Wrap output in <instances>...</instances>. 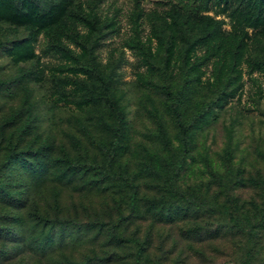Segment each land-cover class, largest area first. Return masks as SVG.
Wrapping results in <instances>:
<instances>
[{
	"label": "rangeland",
	"instance_id": "374dc122",
	"mask_svg": "<svg viewBox=\"0 0 264 264\" xmlns=\"http://www.w3.org/2000/svg\"><path fill=\"white\" fill-rule=\"evenodd\" d=\"M11 4L0 0V264H241L249 249L264 264V3L212 0L188 41L173 0H70L38 32ZM89 50L124 111L118 147ZM166 88L189 128L175 183L189 201L167 185L181 151ZM234 203L239 227L222 211ZM35 207L57 225L36 223Z\"/></svg>",
	"mask_w": 264,
	"mask_h": 264
},
{
	"label": "trees",
	"instance_id": "16d2710c",
	"mask_svg": "<svg viewBox=\"0 0 264 264\" xmlns=\"http://www.w3.org/2000/svg\"><path fill=\"white\" fill-rule=\"evenodd\" d=\"M12 4L8 6L9 13L11 17L21 23H27L31 27H34V30L38 32L44 28H50L51 26L59 23L65 12L67 10V6L70 3V0H11ZM262 5L264 0H258ZM212 4V0H173L172 9H173V19L176 24L178 31L181 36L185 39V41L190 40L187 35L186 24L189 21H192L198 18L201 15L202 11L208 10ZM4 9H0V12H4ZM81 21L85 22L87 25L94 26L96 25V21L94 17H84L81 16ZM210 31H207L203 36L205 37L209 35ZM93 55L91 50L88 52L87 56V70L93 79L99 83L101 86V95L100 99L103 101L104 106L110 111L111 114L116 118L117 126L114 128V137L112 140V144L115 147H118L120 141L122 140V121L124 120V111L119 106L118 102L112 97L110 94V84L106 79V76L99 71L96 66L92 62ZM165 95L171 100V112L176 124L177 128V136L180 143V151L181 158L177 162L174 170L167 178V185L170 192L179 199L180 201H189V197L178 187H176V178L184 168V159L189 152L190 149V138H189V128L184 119L183 112L181 109V98L179 94H175L170 91L169 88L165 89ZM121 125V127H120ZM164 135V134H163ZM40 150H36L33 152L35 155V159L40 155ZM233 176L236 173H232ZM238 176V175H237ZM125 183H129L128 179L125 178ZM131 186V184H129ZM131 189H134L131 186ZM8 192H5V196H8ZM134 190L131 192L130 197L133 199ZM235 203L232 204H224L222 206V211L226 213L234 226H241L238 222L237 217L232 212V208ZM34 208L31 216L36 221V223L42 226H49L54 228L57 225V219L51 218L47 215H43L39 213ZM27 221V220H25ZM22 223V222H21ZM50 228V229H51ZM243 230H246L243 228ZM252 238L256 236L252 232V230L246 231ZM113 240L119 244L126 241H132L130 238H125L121 236L119 233H111ZM1 239V238H0ZM138 251L143 250V246L137 243ZM255 250L249 249L246 252L245 258L242 260L241 264H252L254 260Z\"/></svg>",
	"mask_w": 264,
	"mask_h": 264
}]
</instances>
